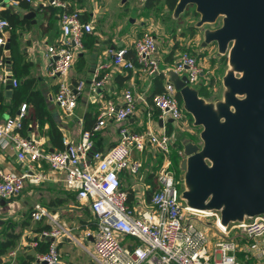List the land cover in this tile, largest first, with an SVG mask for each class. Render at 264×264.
I'll use <instances>...</instances> for the list:
<instances>
[{
    "label": "built area",
    "instance_id": "1",
    "mask_svg": "<svg viewBox=\"0 0 264 264\" xmlns=\"http://www.w3.org/2000/svg\"><path fill=\"white\" fill-rule=\"evenodd\" d=\"M46 1L64 8L58 14L60 34L54 42L47 43L44 52L49 58L48 73L56 78L54 99L63 113L70 114L85 81H73L68 74L84 48V35L93 30V23L83 20L79 9H66L65 0ZM9 2L18 4L17 0H0V7ZM9 27V21L0 17L2 47ZM128 48L134 50L136 62L126 55ZM155 51V33L149 30L135 37L130 44L109 50V55L119 70L137 68L148 76L162 73L168 77L164 88L152 95L161 126L138 132L121 125L117 143L105 151L94 149L93 136L105 125L107 118L122 121L135 113L136 96L126 88L120 104L105 101L96 123L91 128H84L77 141L71 142L63 136L62 148L47 150L34 134L25 135L21 131L27 113V103L23 101L15 114L0 118V142L11 143L16 158L26 162V169L17 172L0 166V196H14L21 193L27 182L37 184L45 180L48 175L43 163H46L48 170L61 172L64 186L75 192L76 199L86 204L95 217V229L84 232L85 236L93 239L94 264H246L244 260L247 258H252L251 264H264L263 215L225 225L218 210L189 207L180 197L179 185L183 181L170 169L169 154L176 150L182 157L184 153L182 147L173 149L179 132L167 128L165 121L168 118L172 122L179 121L187 113L169 73L186 74L187 83L195 86L204 77V70L192 51H180L170 65L164 67ZM6 65V56L0 53V81L4 83L9 73ZM106 65L100 62L97 66L89 85L90 92H99L107 80L106 73L100 74V69ZM10 77L13 87L17 78L12 72ZM190 122L191 126L184 131L193 129L192 119ZM148 144L161 150L165 157L156 175L158 187L152 192L149 202L131 205L128 191L121 184L120 172L126 169L135 174L141 161L132 158V150L143 151ZM29 214L32 219L40 220L49 213L45 206L35 202ZM206 226L210 227L209 233ZM212 228L217 229L223 238L217 239L210 248ZM58 232L57 227L40 230L42 236H56ZM122 238H126V242H122ZM32 244L36 245L37 241H32ZM238 251L243 252V261L238 257ZM35 259L38 262L46 260L48 264L58 263L60 252L56 243L51 241L45 250L37 251Z\"/></svg>",
    "mask_w": 264,
    "mask_h": 264
},
{
    "label": "crops",
    "instance_id": "2",
    "mask_svg": "<svg viewBox=\"0 0 264 264\" xmlns=\"http://www.w3.org/2000/svg\"><path fill=\"white\" fill-rule=\"evenodd\" d=\"M9 3L13 9L19 10L22 14L29 9H24L17 3ZM32 3L33 7H35L38 4L48 2L46 0H35ZM74 8L79 9L81 15L86 17V20H92L94 26L98 22L99 27L95 26V29L84 35V48L77 56L78 58L76 57L73 67L69 71V78L73 81L79 79L85 81L84 88L77 98L76 106L70 114L63 113L54 99L56 78L48 73L49 58L45 52L37 51L34 46V43L40 39H45V42L49 44L58 38L60 34L58 15H56L55 21L51 23L48 20L49 17L44 16L35 8L36 13L33 18L36 21L32 22V19L29 18L30 26L24 27L18 33L19 47L25 52L23 60L31 62L28 76L34 78V84L43 95L46 107L54 122L60 126L62 135L71 142L77 141L80 138L85 123L88 124L90 122L92 115L98 117L106 100H112L117 105L120 104L123 91L126 88H130L136 96L135 113L122 121L107 118L105 125L93 136L94 149L105 151L117 143L119 141L118 129L121 125L138 132L148 128L157 129L161 126L162 122H160L161 120L158 116V109L152 103L153 91L159 88L153 76H148L137 68L119 70L115 68L110 60L109 50L123 44H130L125 42V36L136 34V29L133 28L134 25L131 23L128 25L124 23L122 25L120 19L117 23L112 24L114 20L111 21L108 16L104 17V13L108 10V7L92 3V0L75 2ZM98 20H101V22ZM144 23L145 21L141 19V26H144ZM147 26L152 27L150 24H147ZM146 27L144 26L143 29L146 30ZM157 35L159 34H155V36ZM196 35H189L187 37L184 35L173 37L172 35L169 37L167 42H165L166 46H164V51L167 55L163 57L160 65L164 67L170 64L175 58V54L180 52L179 49H176L173 55L169 54L175 42H178L182 46H187L188 43H191V45L199 44L198 48L201 50L208 46L216 47L215 44L203 46L199 41L200 39L196 38ZM215 53V55H220L217 52ZM201 56L199 55L198 57L200 62L206 55L203 54ZM100 62L107 64L100 69L101 75L106 73L107 80L99 92L93 93L90 92L89 85L94 78ZM203 76L208 79L205 72ZM167 80L168 77L164 76L162 82L165 83ZM0 88L4 91L5 103L9 104L11 102L13 87L6 93L7 88L5 87V83L0 81ZM5 112H8V107H6ZM172 123V120L170 121L169 118L165 121L166 127L169 129L172 128ZM48 129V121H45L42 125H39L36 121L34 127H28L24 134H34L41 140L43 147L47 150L57 149L58 147L49 138ZM199 130V128L193 127L191 131H179V133L177 132V138L180 141L183 135H189L191 139L197 141ZM176 147L177 145L175 144L173 149ZM158 151L159 149L151 144H148L143 151L133 149L131 153L132 158H137L141 161L139 170L135 174H131L126 169L120 172L122 186L127 191L129 189L132 190V204L138 203L141 205L142 203L149 202L150 192L147 190L151 184L148 177L149 173L156 164H158V172L165 159L163 155L161 161H158ZM0 166L17 172H23L26 169V162L19 161L16 158L15 150L12 148L11 143L5 141L0 142ZM43 167L45 171L47 170L46 173L48 175L45 180L37 184L27 182L21 193L14 196L6 198L0 196V239H3L4 233L11 229L19 234L15 246L0 254V264H37L38 261L35 259V253L40 250L35 249L37 244L33 245L32 241H37L38 239H46L49 242L54 241L56 243L60 252L59 264H94L92 257L93 239L92 236H85L84 233L87 229L91 230L88 225L91 221L90 216L92 219H95L94 215L86 204L80 203L73 196L72 192L64 186L61 172L48 170L46 163H43ZM35 202H39L45 206L49 213L40 220H34L28 216ZM76 206L83 207V210L77 209ZM87 214L89 218L86 216ZM45 223L49 224L50 228L57 227L59 229L56 236H42L40 230L37 228ZM32 250H35L34 253Z\"/></svg>",
    "mask_w": 264,
    "mask_h": 264
},
{
    "label": "water",
    "instance_id": "3",
    "mask_svg": "<svg viewBox=\"0 0 264 264\" xmlns=\"http://www.w3.org/2000/svg\"><path fill=\"white\" fill-rule=\"evenodd\" d=\"M189 3L199 14L201 44L215 43L218 54H227L228 66L222 96L213 100L199 94V85L188 84L186 74L169 73L184 110L200 128L197 141L180 138V197L189 207L218 210L225 225L264 216V0H177L173 16ZM35 13L32 6L23 16L35 22ZM219 15L220 26L203 25ZM3 47L7 93L12 89L9 39Z\"/></svg>",
    "mask_w": 264,
    "mask_h": 264
},
{
    "label": "trees",
    "instance_id": "4",
    "mask_svg": "<svg viewBox=\"0 0 264 264\" xmlns=\"http://www.w3.org/2000/svg\"><path fill=\"white\" fill-rule=\"evenodd\" d=\"M17 1H18V5L24 9H28L33 6V3L28 0H17ZM65 1L67 2L66 9L71 10L74 9V3L80 2L81 0H65ZM175 2L176 0H165V3L169 6L170 9L174 6ZM153 3H154L153 0H145L144 6L151 7ZM35 8L37 11H40L44 16L49 17L48 20L51 23L55 21L56 15H58L64 9L61 6L60 7L55 6L50 3L38 4L35 6ZM0 17L6 18L9 21L10 27L7 29V33H8L7 39H9L10 42V47H9L10 61L12 66V74L14 77L17 78V84L13 86L11 102L9 104L5 103L4 91L2 88H0V118L2 119L8 114H15L21 102L25 101L28 105L29 111L26 113L23 119V127L21 129L22 133L24 134V132L27 131L28 127L29 128L34 127L36 121L39 123V125H42L45 121H48L49 123L48 135L51 142L58 148H62L64 144L62 142L63 135L60 126H58L52 119L50 112L46 107V103L43 95L34 84V78L28 76L29 66L31 62L29 60L26 61L23 60L25 52L22 51L19 47V34H18L19 30L23 29L24 27L30 26V19L24 17L19 10L13 9L10 3H5L2 7H0ZM81 17L83 18V20H86L85 16L81 15ZM180 47H182V45H179L178 42H175L169 54L173 55L176 49H179ZM183 50H188V49H183ZM0 53L3 54V56L5 57V49L2 46H0ZM126 55L133 58V60L136 62L135 53L132 48H128ZM176 55L177 53L175 54V56ZM124 70H129V69H124ZM163 77L164 76L162 73H157L153 75L154 81L156 85L159 87L153 91L154 93L161 91L164 88V83L162 82ZM205 89H208L206 87V83L201 82V85L199 86V94L203 95L207 93ZM177 95L180 99L178 92ZM6 107H8V112H5ZM186 113L187 115H189L190 119H192L191 115L188 112ZM95 121H97V117L96 115H92L90 122L88 124L85 123L84 128H91L94 125ZM174 144H176L177 147L179 148L181 147V143L178 138L175 140ZM158 153H159L158 161H161L164 154L161 150H159ZM170 157H171L170 169L174 171L176 177H179L180 169L178 167V164L181 155L176 150H174L171 152ZM157 167L158 164L154 165L153 170L149 173L148 176L151 184L147 190L148 192H150V196L152 192L158 187V183L156 180ZM71 192L75 197V192L73 191ZM128 193H129L128 202L132 205L131 202L132 190L129 189ZM28 216L31 218L30 214ZM41 228L48 229L50 228V225L45 223L43 225H40L37 229L41 230ZM4 235H5L4 238L0 239V254L4 253L9 248L14 247L16 243V239L19 236V234L17 232H14L13 229L6 231ZM48 243L49 241L46 239H38L37 246L35 247V249L43 251L47 248ZM238 257L241 259V261H243L242 251H238ZM244 261L246 264H251L252 258H247ZM37 264H43V263L37 262Z\"/></svg>",
    "mask_w": 264,
    "mask_h": 264
},
{
    "label": "rangeland",
    "instance_id": "5",
    "mask_svg": "<svg viewBox=\"0 0 264 264\" xmlns=\"http://www.w3.org/2000/svg\"><path fill=\"white\" fill-rule=\"evenodd\" d=\"M92 3L101 4L102 6H107L108 10L104 13V17L114 20L112 24L120 19V23L122 25L131 23L134 29H136V34H132L129 36H125V42L130 43L135 37L142 34L143 32L150 30L151 33L159 34L155 36V44H156V55L158 56L161 64V60L167 53L164 51V46H166L167 39L173 35H184L191 36L190 33L197 34L196 38L202 37L201 26H195L194 21L197 20L198 15H194V6L187 7L186 11L182 13L178 18L173 17V9L167 7L163 0H160L154 7H146L143 3H137L136 0H92ZM118 19V20H117ZM143 19L145 23L143 24L145 27L147 24L152 25L147 26L146 30L143 29L144 26H141L140 21ZM92 21V20H91ZM101 22V20H98ZM93 23V21H92ZM204 26L213 27L215 23H205ZM96 27H99L98 22L95 23ZM93 23V29H95ZM107 27V26H106ZM142 27V28H141ZM191 27H194L193 29ZM181 33H180V32ZM175 39V38H174ZM215 43H209V45H213ZM47 43L45 39H40L34 43V46L37 51H45ZM199 44L188 43V45H183L179 48L180 51L183 49H188L192 51L197 57L199 55H206V57L201 59V64H203V70L208 76V79L202 77L201 82L206 83L205 89L207 93L202 96L206 99L213 100L217 97L222 96V75L224 74L228 64H227V54L215 55L217 52L216 47L208 46L205 49H199ZM38 48V49H37ZM198 48V49H197ZM197 50V51H196ZM205 50V51H203ZM199 52V53H198ZM198 53V54H197ZM218 54V53H217ZM202 57V56H201ZM170 64L166 65L169 66ZM209 81V82H208ZM201 95V94H200ZM191 126L190 117L186 114L184 118L179 121H174L172 123L171 131L182 132L184 129L189 128ZM196 128V126H194ZM199 128V127H197ZM200 129V128H199ZM180 174V173H179ZM183 184L179 185V189L181 190ZM77 205H79L77 203ZM77 209L83 210V207L76 206ZM86 216L89 215L87 214ZM91 221L89 222V227L91 230L94 229L95 219L90 216ZM2 220V219H1ZM88 222V221H86ZM233 227L232 229H234ZM206 231L210 232V227H205ZM236 231V230H235ZM240 237V236H239ZM222 235L218 232L217 229L212 228V238H210L211 245L214 246V242L217 239H222ZM122 242H126V238L121 239ZM210 243V242H209Z\"/></svg>",
    "mask_w": 264,
    "mask_h": 264
},
{
    "label": "flooded vegetation",
    "instance_id": "6",
    "mask_svg": "<svg viewBox=\"0 0 264 264\" xmlns=\"http://www.w3.org/2000/svg\"><path fill=\"white\" fill-rule=\"evenodd\" d=\"M160 0H153V5L151 6V7H154L158 2H159ZM164 1V3H165V0H163ZM177 1V0H176ZM145 2V1H144ZM176 3V2H175ZM166 4V3H165ZM167 5V4H166ZM194 6V11H193V14L194 15H198V17L197 18H199V14H198V12L197 11H195V4H193V3H189V4H187L186 5V7H185V9L182 11V12H180V14L177 16V17H175V18H178L179 16H181L182 15V13L184 12V11H186V9H187V7H190V6ZM174 6H175V4H174ZM174 6L171 8V9H173L174 8ZM167 7H169L168 5H167ZM173 15V14H172ZM174 17V16H173ZM198 20V19H197ZM197 20H195L194 21V25H195V22L197 21ZM215 25L213 26V27H218V26H220L221 25V23H222V15H219L217 18H216V20H215ZM213 23V24H214ZM196 26V25H195ZM192 29L194 28V27H191ZM191 35H194L193 33H190ZM199 41H200V43L202 42V37H199Z\"/></svg>",
    "mask_w": 264,
    "mask_h": 264
}]
</instances>
